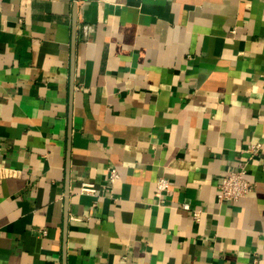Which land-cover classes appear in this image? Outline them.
<instances>
[{
	"label": "crops",
	"instance_id": "0c3cea01",
	"mask_svg": "<svg viewBox=\"0 0 264 264\" xmlns=\"http://www.w3.org/2000/svg\"><path fill=\"white\" fill-rule=\"evenodd\" d=\"M0 165V264H264V0H0Z\"/></svg>",
	"mask_w": 264,
	"mask_h": 264
},
{
	"label": "built area",
	"instance_id": "2783aa9c",
	"mask_svg": "<svg viewBox=\"0 0 264 264\" xmlns=\"http://www.w3.org/2000/svg\"><path fill=\"white\" fill-rule=\"evenodd\" d=\"M82 35L84 37L89 36V34L94 30L93 25L84 24L80 28ZM260 145H251L250 151L257 152ZM15 174V170L9 166L0 165V182H3L8 177ZM248 169L247 165L241 163L240 165L227 170V172L221 177L220 184L218 186L217 198L219 202L237 200L241 197H245L252 188V183L247 177ZM119 177L118 170L112 168L110 171L111 181H115ZM169 187V181L167 178L162 177L158 181V190H164ZM82 192L96 194L97 187L94 183L85 182L81 187ZM184 208L189 209L190 205L184 204ZM195 217L199 219L200 212L195 211Z\"/></svg>",
	"mask_w": 264,
	"mask_h": 264
}]
</instances>
